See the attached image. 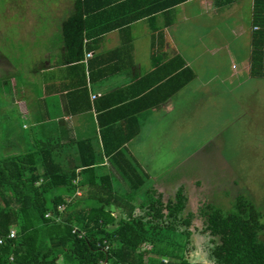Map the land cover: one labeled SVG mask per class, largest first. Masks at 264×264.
I'll return each mask as SVG.
<instances>
[{"label":"trees","instance_id":"16d2710c","mask_svg":"<svg viewBox=\"0 0 264 264\" xmlns=\"http://www.w3.org/2000/svg\"><path fill=\"white\" fill-rule=\"evenodd\" d=\"M186 1L74 2L61 27L69 63L83 59L85 39L146 19L155 69L130 86L131 104L138 105L131 117L135 127L116 146L103 138L105 154L91 139L64 142L48 135L34 136L28 152L0 158V264H264V204L258 207L240 195L229 211L206 202L195 214L188 210L184 188L167 201L152 188L146 198L138 196L148 175L123 147L140 133V112L165 103L195 78L180 55L160 63L164 29L175 23L174 16L168 17ZM263 16L256 11L253 22L258 29L252 38L250 73L258 79H264ZM131 48L130 42L123 47ZM103 155L129 192L121 194L113 175L99 167ZM198 218L202 233L210 238L209 263L189 258ZM12 230L16 235L9 238Z\"/></svg>","mask_w":264,"mask_h":264},{"label":"rangeland","instance_id":"374dc122","mask_svg":"<svg viewBox=\"0 0 264 264\" xmlns=\"http://www.w3.org/2000/svg\"><path fill=\"white\" fill-rule=\"evenodd\" d=\"M75 1L0 0V58L11 63L16 76L0 79V158L32 148L36 128L24 115L19 100L28 82L40 89V79L27 77L43 65L47 50L56 45ZM199 22L191 23L196 26L191 40L205 43L207 36ZM135 33L137 62L146 70L151 63V32L146 24H140ZM195 46L186 53L193 59L195 79L171 100L167 109L147 114L143 136L146 141L135 149L141 154L140 160H155L150 163L151 169L163 181L189 179L188 183L184 181L188 210L195 214L206 202L229 211L240 195L262 207L264 79L249 78L244 71L237 74L238 56L244 53L232 51L234 46L214 55L203 46ZM1 68L3 73L8 70L4 65ZM113 176L116 189L126 192V183L116 174ZM151 186L149 181L138 196L146 198ZM202 228L203 221L196 219L189 258L209 263L210 238ZM173 238L180 240L179 236Z\"/></svg>","mask_w":264,"mask_h":264},{"label":"crops","instance_id":"0c3cea01","mask_svg":"<svg viewBox=\"0 0 264 264\" xmlns=\"http://www.w3.org/2000/svg\"><path fill=\"white\" fill-rule=\"evenodd\" d=\"M256 11L264 15V0H188L178 5L168 17L174 16L175 23L167 25L164 29L166 45L160 63H166L180 55L187 66L193 69L196 77L193 59H189L186 54L196 47L195 44L203 46L205 51L212 55L224 49L230 51L234 46L232 51L244 53V56L240 54L238 56L237 74L244 71L249 78H255L251 76L250 66L252 38L258 29L253 24ZM165 20L161 16L160 24H164ZM197 20L200 21L199 25H203L205 31L203 34L207 36L205 43L201 39H198V43L191 40V36L196 34L194 33L196 26H192L191 23ZM140 24H146L151 32L149 22L144 19L135 22L129 29H116L98 39H85V54L77 63H69L66 60V48L60 29V41L47 50L43 65L33 69L27 77L40 79V89H35L31 86L34 83L28 82L27 88L23 91L24 97L19 100L24 115L36 128L37 135L33 137L53 135L59 136L64 142L91 139L95 147L105 154L103 138H107L112 146H116L129 133V129L133 130L135 123L131 121V117L138 105L131 104L130 86L138 79H144L155 69L152 45L149 68L144 70L137 62L135 31L136 26ZM150 34L152 36V32ZM129 42L132 51L123 49ZM88 46L93 48L88 51ZM88 53H92V56L88 57ZM0 59V79H16L11 63L2 57ZM3 65L8 69L5 73L1 68ZM156 76L148 79H154ZM216 76L217 74L213 78ZM175 96L158 107L140 112L138 114L140 133L123 146L135 163L148 175L147 183L152 182L151 188L157 195L163 196L165 201L174 197L180 188L186 191L184 181L188 183L189 179L184 177L183 182L182 179L168 182L156 177L150 164L155 160H140L141 154L135 148H139L146 141L143 136L147 114L167 109ZM103 156L104 160L99 165L102 171L120 177L111 165L110 158ZM129 191L127 185L126 192Z\"/></svg>","mask_w":264,"mask_h":264},{"label":"built area","instance_id":"2783aa9c","mask_svg":"<svg viewBox=\"0 0 264 264\" xmlns=\"http://www.w3.org/2000/svg\"><path fill=\"white\" fill-rule=\"evenodd\" d=\"M92 56V53H88V57H91ZM48 216H50V214H48ZM16 235V232L15 230H12L10 232V235H9V238H14ZM4 243V239L0 237V245H2ZM99 264H104L103 262H100Z\"/></svg>","mask_w":264,"mask_h":264}]
</instances>
